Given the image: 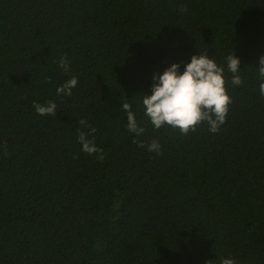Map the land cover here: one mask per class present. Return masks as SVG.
<instances>
[{
	"label": "trees",
	"instance_id": "trees-1",
	"mask_svg": "<svg viewBox=\"0 0 264 264\" xmlns=\"http://www.w3.org/2000/svg\"><path fill=\"white\" fill-rule=\"evenodd\" d=\"M198 53L225 67V123L154 129L153 74ZM262 55L264 0H0V264H264Z\"/></svg>",
	"mask_w": 264,
	"mask_h": 264
},
{
	"label": "clouds",
	"instance_id": "clouds-1",
	"mask_svg": "<svg viewBox=\"0 0 264 264\" xmlns=\"http://www.w3.org/2000/svg\"><path fill=\"white\" fill-rule=\"evenodd\" d=\"M239 65L240 59L234 53L226 57L227 71L232 73L231 83L235 86L243 83ZM58 66L65 72L69 71V62L64 57H61ZM256 68L259 93L264 95V55L259 58V67ZM152 79L151 93L142 94L141 103L144 115L154 129L167 125L186 134L206 122L211 133L220 131L227 118L231 97L225 87V67L213 57L194 54L189 62L183 64V70L180 63L173 62L163 72L154 73ZM77 84L78 78L73 76L56 88V94L71 95ZM33 107L38 115L44 116L56 114L57 104L48 101L45 104L34 103ZM123 108L127 112L126 129L137 137L143 134L145 130L138 124L130 105L125 103ZM79 124L89 128L88 132H79L81 151L89 155L101 153L102 149L90 138L95 128L89 127L84 120H80ZM140 146H143L142 142ZM147 150L160 153L159 141L153 139ZM219 264H238V261L229 255L220 258Z\"/></svg>",
	"mask_w": 264,
	"mask_h": 264
}]
</instances>
